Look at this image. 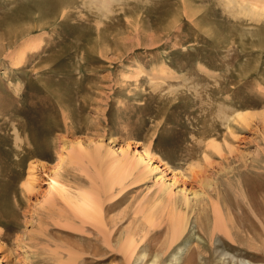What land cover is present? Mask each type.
Instances as JSON below:
<instances>
[{
	"label": "rangeland",
	"instance_id": "rangeland-1",
	"mask_svg": "<svg viewBox=\"0 0 264 264\" xmlns=\"http://www.w3.org/2000/svg\"><path fill=\"white\" fill-rule=\"evenodd\" d=\"M247 4L264 0H0L1 263L264 264V17ZM127 144L162 179L117 168L107 147ZM54 173L94 217L47 196Z\"/></svg>",
	"mask_w": 264,
	"mask_h": 264
},
{
	"label": "bare ground",
	"instance_id": "bare-ground-1",
	"mask_svg": "<svg viewBox=\"0 0 264 264\" xmlns=\"http://www.w3.org/2000/svg\"><path fill=\"white\" fill-rule=\"evenodd\" d=\"M229 2H231V0H229ZM102 5V4H101ZM228 5H229V3H228ZM106 7H108V6H106ZM238 11L239 12H242V13H245V14H252L253 16L255 15H257L256 17L258 18V16H259V18L261 17H264V6L263 7H258L256 4H247L246 6H244V8L242 7V9H241V11L238 9ZM244 15V14H243ZM254 18V17H253ZM16 19V18H15ZM24 29V28H23ZM19 31V30H18ZM28 37V36H27ZM26 37V38H27ZM227 111V110H226ZM224 113V112H223ZM219 114V113H218ZM234 114H238V115H241L242 114V112H240V111H235V113ZM227 115V114H226ZM225 115V116H226ZM229 116H232V114L230 115L229 114ZM228 116V117H229ZM233 117V116H232ZM243 117V119L245 118V116H242ZM234 118H236V117H234ZM237 119V118H236ZM222 121H224V120H222ZM237 121V120H236ZM240 121V120H239ZM225 123V122H224ZM26 133V132H25ZM128 145V144H127ZM101 147H102V145H101ZM100 147V144H96V145H94L91 149H89V150H87L85 153L87 154V155H90V153H91V156H93L94 158H96L97 156H98V150H99V148H101ZM71 148H67V153L66 154H61L60 155V159H61V161H63L64 160V158H65V156L66 155H68L69 154V150H70ZM84 150H86V149H84ZM107 154L109 155V156H112L113 158H114V160H115V163H116V166H117V168H119L121 165H123V164H130L131 166H130V169H137L139 166H141V165H144L145 166V169H147V173H149V174H151V173H153V172H155V171H160L161 172V176L160 177H158L157 179H162V177H163V173H164V169L163 168H161L160 167V165L159 164H155L154 163V161H153V159H152V156H151V154H150V152L147 150V149H142V150H138V149H136V150H130V148H129V145L128 146H126V147H120V149L117 151V150H115V149H112V148H110V147H107ZM98 158V157H97ZM116 173V172H115ZM114 173V174H115ZM33 173H32V171H30L29 170V172H28V174H27V178H28V176H32L31 178H28L29 179V181H27V184H28V186H30V182H31V179H34L33 177V175H32ZM112 175V177L113 178H115L116 177V175ZM240 176H241V174H240ZM242 179H244L243 177H241ZM27 179V180H28ZM242 179H241V182H242ZM115 180V179H114ZM246 180H247V178H246ZM245 181V180H244ZM243 181V182H244ZM242 182V183H243ZM250 182H253V181H251V179H250ZM245 183V182H244ZM243 183V184H244ZM247 183H249V182H246V184ZM114 184V182L113 181H111L110 183H108V185H105V187L106 186H111V185H113ZM173 184H175V181H173V182H171V183H168V184H165V181H162V186H161V191L162 192H168V191H171V186L173 185ZM257 185H258V183H257ZM27 186V187H28ZM245 186V185H244ZM243 186V187H244ZM261 186H263V185H261ZM239 187H241L240 188V190H242V186H239ZM246 188V187H245ZM246 190V189H245ZM260 190H262V189H260ZM247 191V190H246ZM250 191V190H249ZM243 192V191H242ZM54 193H57V194H60V195H63L64 197H65V199H67L68 198V201L70 200V203H72L73 204V206L77 209V210H79L81 213H83L84 214V216H86V219L87 218H92V217H94L96 214V205H95V201H94V199H93V197L92 196H90V195H87V194H84V195H79V193H77V194H74V195H72L68 190H67V188L65 187V185L63 184V183H61L58 179H57V177H56V173H54V175L52 176V178H51V180H50V187H49V189H48V192H47V196H51V195H53ZM247 193V192H246ZM255 193V192H254ZM244 194V193H243ZM218 196V195H217ZM63 197V198H64ZM185 197V204L186 205H188V203H189V197H188V195H185L184 196ZM261 197V196H260ZM248 198H249V196H248ZM222 201V200H221ZM248 201V200H247ZM218 202V201H217ZM218 204V203H217ZM217 204H215L214 206H215V208H216V206H217ZM222 204V203H221ZM93 210H95L94 212H93ZM99 210V209H98ZM93 212V213H92ZM189 212V211H188ZM99 213V212H98ZM94 215V216H93ZM189 215H188V213H184L183 215H182V219H181V221L179 222V220L178 221H174L173 222V226H172V241H176V240H178L184 233H185V231H186V229H187V225H188V220H189ZM87 221V220H86ZM225 221V220H224ZM224 221H223V218L221 217V215H220V213H219V207L217 206V210L215 211V215H214V219H213V226L211 227L212 229V232H214V231H224L225 232V234H227V236H231L230 235V231H229V228H228V225H229V223H228V225L226 226V222H225V224H224ZM228 221V220H227ZM229 222V221H228ZM232 223V222H231ZM231 228V227H230ZM201 229V228H200ZM233 234V233H232ZM128 235V234H127ZM212 235V234H211ZM234 237V236H233ZM237 237V236H236ZM236 239V238H235ZM121 242V241H120ZM134 243V236H132V235H128V236H126L125 237V241L124 242H121V244H120V248L119 249H122L123 248V250L125 249V247H124V245H127V246H131L132 244ZM229 243V242H228ZM227 243V244H228ZM231 244V243H230ZM107 247V246H106ZM249 247V246H248ZM118 249V248H117ZM122 251V250H121ZM25 253H26V251H24ZM125 253H126V251H124ZM123 252V253H124ZM125 256V255H124ZM28 255H25V259L27 260V262H28ZM30 261V260H29ZM26 262V263H27ZM233 263V262H232ZM0 264H3V263H1L0 262ZM28 264V263H27ZM241 264H258V263H254V262H252V261H243V262H241Z\"/></svg>",
	"mask_w": 264,
	"mask_h": 264
}]
</instances>
